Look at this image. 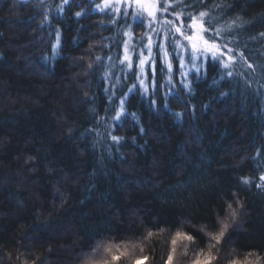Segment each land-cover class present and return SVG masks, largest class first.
<instances>
[{
	"label": "trees",
	"instance_id": "trees-1",
	"mask_svg": "<svg viewBox=\"0 0 264 264\" xmlns=\"http://www.w3.org/2000/svg\"><path fill=\"white\" fill-rule=\"evenodd\" d=\"M61 2L0 0V264H82L101 241L128 245L133 255L117 264H163L178 231L207 250L229 204L238 216L213 264L249 252L264 262V0H206L230 6L221 23L239 18L238 46L257 65L251 86L208 63L189 87L176 72L172 91L129 94L134 116L119 122L112 108L128 88L110 101L101 65L117 57L125 22L92 13L91 0L58 13ZM134 82L129 74L125 84ZM182 252L178 243L176 264H187Z\"/></svg>",
	"mask_w": 264,
	"mask_h": 264
},
{
	"label": "snow or ice",
	"instance_id": "snow-or-ice-1",
	"mask_svg": "<svg viewBox=\"0 0 264 264\" xmlns=\"http://www.w3.org/2000/svg\"><path fill=\"white\" fill-rule=\"evenodd\" d=\"M71 2L72 0H62L61 4L56 6L57 12L63 13L65 6L70 5ZM91 3L94 4L91 8L92 13L109 16L111 18L109 22L112 24H118L121 19L125 22L122 38L116 42L117 57L108 55L109 63L101 65L105 69L103 79L109 84L104 91L109 93L110 101L116 97L118 89L128 88V91L118 98V106L113 105L112 110L115 112L113 120L119 122L127 115L134 116L132 113H127L124 107L125 99L129 94L137 90L147 93L150 88L155 94L159 87L169 88V91H172L169 86L173 85L176 72L179 73V83L189 87L185 83L187 76L199 74L202 70L206 71L205 66L208 63L219 65L222 78L240 76L244 78L245 86H251L252 81L248 76L255 73L257 65L250 63L245 52L238 46L235 33L240 27L237 24L239 18L221 23L220 13L230 6L219 3L208 5L206 0H190V2L189 0H100L99 3L91 0ZM82 14H84L83 10L74 13L77 17ZM129 18L131 24L128 23ZM47 20L48 12L45 11L44 21ZM134 26L143 27L145 31L142 35L136 36L133 32ZM55 35L53 50L60 44L59 30ZM259 37L264 38V32L260 33ZM249 39L256 40L257 37ZM95 59L99 62L102 57L96 56ZM174 61L178 64L175 70ZM117 66L121 75H116L112 71ZM89 67L92 65L89 64ZM260 67L264 69V65ZM238 68L240 71H237ZM158 72L161 77H166V83H158ZM129 74L135 81L130 86L125 84ZM152 103L155 101L153 100ZM111 139L118 142L121 137L113 135ZM260 155L261 149H257L256 156ZM241 181L245 185L251 183L248 177H242ZM259 181L256 187L264 189V172L260 174ZM237 205H239L238 200ZM228 209H230L229 215L221 221L219 230L207 233L210 238L207 250L197 251L191 248L190 245L194 244L195 238L178 231L171 240L172 247L163 264H176L178 243L183 247L181 256L187 258V264H213L217 261L219 258L213 254V249L220 244L230 227L229 217L231 221H235L238 216L237 209L232 204L228 205ZM153 235L154 233L149 231L146 239ZM185 241L187 243H184ZM132 248L134 249L135 245H132ZM132 255L127 244L121 250L119 244L101 241L82 260V264H117L122 257ZM148 259L147 256H136L133 264H145ZM228 264H264V262L258 254L249 252L243 260L234 257L228 261Z\"/></svg>",
	"mask_w": 264,
	"mask_h": 264
},
{
	"label": "rangeland",
	"instance_id": "rangeland-1",
	"mask_svg": "<svg viewBox=\"0 0 264 264\" xmlns=\"http://www.w3.org/2000/svg\"><path fill=\"white\" fill-rule=\"evenodd\" d=\"M128 23L129 24H131L132 23V21H131V19L129 18V20H128ZM135 27V26H134ZM134 27H133V32H134V34L136 35V36H140V35H142L143 34V32L145 31V29L143 30V32H142V34L140 33V30L139 29H137V30H134Z\"/></svg>",
	"mask_w": 264,
	"mask_h": 264
}]
</instances>
